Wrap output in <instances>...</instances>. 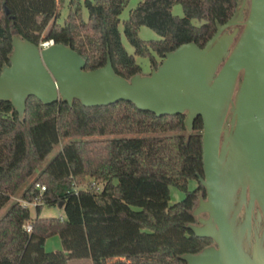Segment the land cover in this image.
I'll return each mask as SVG.
<instances>
[{
	"label": "trees",
	"instance_id": "trees-1",
	"mask_svg": "<svg viewBox=\"0 0 264 264\" xmlns=\"http://www.w3.org/2000/svg\"><path fill=\"white\" fill-rule=\"evenodd\" d=\"M239 1L140 0L122 22L133 47L129 54L118 29L127 0H68L61 24L53 20L60 0H0V70L9 63L16 34L35 45L51 39L70 47L84 60L85 70L103 66L108 57L114 73L127 80L141 74L135 57L147 58L151 69L182 43L201 48ZM174 4L180 5L181 17L171 13ZM140 26L159 39H140ZM201 129L200 117L187 132L184 113L156 117L126 101L97 107H84L75 99L44 105L29 96L21 117L10 102L0 101V208L54 145L70 138L1 215L0 264H69L71 259L184 264L181 255L212 244L187 227L196 224L192 210L205 196L198 181ZM88 179L101 184L100 189H75ZM190 179L197 186L187 190ZM35 183L44 190L39 192ZM169 186L184 191L183 198L169 204ZM20 201L34 202L32 219ZM59 202L62 216H39L41 205ZM51 235L58 236L60 249L45 251L44 241Z\"/></svg>",
	"mask_w": 264,
	"mask_h": 264
},
{
	"label": "water",
	"instance_id": "water-1",
	"mask_svg": "<svg viewBox=\"0 0 264 264\" xmlns=\"http://www.w3.org/2000/svg\"><path fill=\"white\" fill-rule=\"evenodd\" d=\"M11 47L0 70V101L10 102L19 117L29 96L44 105L126 101L156 117L184 113L187 132L200 117L198 181L205 196L192 210L196 224L187 227L212 244L180 259L264 264V0H240L201 48L182 43L147 74L127 80L114 73L108 57L85 70L84 60L61 43L40 48L13 34Z\"/></svg>",
	"mask_w": 264,
	"mask_h": 264
},
{
	"label": "rangeland",
	"instance_id": "rangeland-1",
	"mask_svg": "<svg viewBox=\"0 0 264 264\" xmlns=\"http://www.w3.org/2000/svg\"><path fill=\"white\" fill-rule=\"evenodd\" d=\"M138 1H140V0H127L125 7L122 9L121 13L119 14L118 29L120 31V38H121V42H122L125 50L129 54L133 53V47L128 44V42L126 41V39L123 35L122 22H123V20H125L127 18L129 12L135 7V5L137 4ZM67 2H68V0H60V2L58 3L57 14L53 19L58 24L62 23L63 18L66 15ZM246 12H247V1H246L245 6H244V9H243V15L244 16L246 15ZM171 13L175 16L181 17L182 11H181L180 5L174 4L171 8ZM86 16H87L86 10L82 9V18L86 19ZM191 22L193 24H199V22L196 19H191ZM49 25H50V22H49L48 26ZM48 26L46 27V29L48 28ZM137 35L142 40H157V39H159V37L152 30H150L149 28H147L145 26H140L138 28ZM135 61L140 66L141 74H147L149 72L150 63H149V60L147 58L135 57ZM93 138H103V137H93ZM69 139L70 138H61L58 141V143L56 145H54V147L50 150V152L44 157V159L36 167V169L34 170L32 175L28 178V180L19 188V191L16 194H14L12 197H10V199L4 204V206L2 208H0V217L3 214V212L5 211V209L8 207V205L10 204V202L18 200L20 191L27 184H29L31 182V180L37 175V173L49 162V160L54 156V154L57 151H59L61 146L65 142H67ZM91 181H92L91 179H88V180H86V182L84 184L75 185V189H77V188H82V189L90 188L92 190L98 191L101 187V184H99V183L93 184V182H91ZM196 186H197V182L193 179L188 180L186 183L187 190H191V189L195 188ZM168 192H169V200H168L169 204H172L176 201L181 200L184 196V193H185L184 191L179 190L174 186H169ZM20 202H21V204H23V202H25V201H20ZM25 206L29 210L30 219H32L35 215L33 204L31 202H29V203L25 204ZM62 215H63L62 209H61V207H58L57 205H54V206L41 205L40 206V210H39V216L40 217H57V216H62ZM199 216L204 217V214H200ZM27 223H29V222H26L25 224H27ZM43 247H44L45 251H53V250L60 249V242H59L58 236L57 235L48 236L44 241ZM69 264H90V262L88 259H71V260H69Z\"/></svg>",
	"mask_w": 264,
	"mask_h": 264
},
{
	"label": "built area",
	"instance_id": "built-area-1",
	"mask_svg": "<svg viewBox=\"0 0 264 264\" xmlns=\"http://www.w3.org/2000/svg\"><path fill=\"white\" fill-rule=\"evenodd\" d=\"M52 43V40L51 39H49V40H45V41H42V42H40L39 44H38V46L41 48V47H46V46H48V45H50ZM34 187L36 188V189H38V191L39 192H41V191H43L44 190V186H42V185H40V184H38V183H35L34 184ZM28 202H23V206H25V204H27ZM32 204H33V206H34V202H31ZM30 229H31V225H30V223H27V224H25L24 225V230L26 231V232H29L30 231Z\"/></svg>",
	"mask_w": 264,
	"mask_h": 264
},
{
	"label": "flooded vegetation",
	"instance_id": "flooded-vegetation-1",
	"mask_svg": "<svg viewBox=\"0 0 264 264\" xmlns=\"http://www.w3.org/2000/svg\"><path fill=\"white\" fill-rule=\"evenodd\" d=\"M204 217H205V214H204Z\"/></svg>",
	"mask_w": 264,
	"mask_h": 264
},
{
	"label": "crops",
	"instance_id": "crops-1",
	"mask_svg": "<svg viewBox=\"0 0 264 264\" xmlns=\"http://www.w3.org/2000/svg\"><path fill=\"white\" fill-rule=\"evenodd\" d=\"M90 262V261H89ZM91 264V263H90Z\"/></svg>",
	"mask_w": 264,
	"mask_h": 264
}]
</instances>
